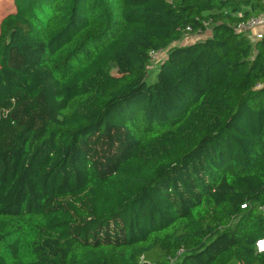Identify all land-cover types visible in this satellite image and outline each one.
I'll list each match as a JSON object with an SVG mask.
<instances>
[{"label": "trees", "instance_id": "1", "mask_svg": "<svg viewBox=\"0 0 264 264\" xmlns=\"http://www.w3.org/2000/svg\"><path fill=\"white\" fill-rule=\"evenodd\" d=\"M13 4L0 264H264L262 1Z\"/></svg>", "mask_w": 264, "mask_h": 264}, {"label": "built area", "instance_id": "2", "mask_svg": "<svg viewBox=\"0 0 264 264\" xmlns=\"http://www.w3.org/2000/svg\"><path fill=\"white\" fill-rule=\"evenodd\" d=\"M261 1L263 4V11L259 15L252 16L236 26L237 32L244 33L251 44L261 40L264 36V0ZM204 26H206V24H204ZM198 31L201 32V30ZM256 250L258 253L264 252V239L257 241ZM180 255L181 252L178 253L177 257L171 259L170 264H179L178 258Z\"/></svg>", "mask_w": 264, "mask_h": 264}, {"label": "rangeland", "instance_id": "3", "mask_svg": "<svg viewBox=\"0 0 264 264\" xmlns=\"http://www.w3.org/2000/svg\"><path fill=\"white\" fill-rule=\"evenodd\" d=\"M14 10V4H13V0H0V17H3L5 14L11 12ZM207 34V33H205ZM194 38H186L185 40H183L180 43H177L174 46H183V45H187L189 42H191ZM169 53V49L165 50L159 54H155L153 56V62L152 65L154 67H158L159 63L161 60H164L167 58V55Z\"/></svg>", "mask_w": 264, "mask_h": 264}]
</instances>
